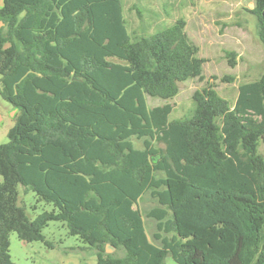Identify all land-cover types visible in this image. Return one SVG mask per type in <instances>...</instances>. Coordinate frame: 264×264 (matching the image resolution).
I'll return each instance as SVG.
<instances>
[{
	"label": "trees",
	"instance_id": "1",
	"mask_svg": "<svg viewBox=\"0 0 264 264\" xmlns=\"http://www.w3.org/2000/svg\"><path fill=\"white\" fill-rule=\"evenodd\" d=\"M251 12L264 46V0ZM0 20V96L18 109L0 143V264H15L11 232L50 245L49 221L96 264H264V71L233 104L208 84L169 119L146 95L173 97L204 62L182 18L137 33L122 0H3ZM19 184L52 208L30 215ZM147 192L159 243L138 207Z\"/></svg>",
	"mask_w": 264,
	"mask_h": 264
},
{
	"label": "rangeland",
	"instance_id": "2",
	"mask_svg": "<svg viewBox=\"0 0 264 264\" xmlns=\"http://www.w3.org/2000/svg\"><path fill=\"white\" fill-rule=\"evenodd\" d=\"M124 16L129 29L137 33L152 32L158 27L168 26L177 19L185 22V32L198 47V55L204 59L202 76L179 82L176 95L163 99L146 95L147 104L154 106L170 103L169 119L181 118L192 113L195 90L210 84L220 96L234 103L241 83L260 77L264 71V46L257 34L256 16L251 12L254 0H122ZM229 52H233L230 54ZM112 60H116L112 58ZM233 61V64L230 63ZM18 110L0 96V143L8 140L6 129L9 117ZM136 147H142V139L133 137ZM162 147V143H155ZM258 152L264 158V140L258 144ZM19 200L30 215L52 205L38 201L31 189L18 185ZM158 205L149 194L139 198L144 225L150 240L159 243L152 236L156 230L155 219L146 216L148 210ZM43 234L53 247L41 241L24 243L16 232L10 233V255L15 264H95L94 249L78 237L68 234L61 221H50L43 228ZM107 253L119 256L122 248L110 247ZM164 264H175L167 255Z\"/></svg>",
	"mask_w": 264,
	"mask_h": 264
},
{
	"label": "crops",
	"instance_id": "3",
	"mask_svg": "<svg viewBox=\"0 0 264 264\" xmlns=\"http://www.w3.org/2000/svg\"><path fill=\"white\" fill-rule=\"evenodd\" d=\"M3 0H0V3L2 2ZM2 26H3V23H2V21L0 20V29L2 28ZM17 112H18V110H16V111H13V113L11 114V116L9 117V127H11L12 125H13V123H14V120H15V117H16V115H17ZM9 127H8V129H9ZM8 129H6V132H7V130ZM50 222V221H49ZM48 222V223H49ZM62 222V221H61ZM48 223H47V225H48ZM64 225H65V223L64 222H62ZM46 225V226H47ZM66 226V225H65ZM45 227V226H44ZM43 227V228H44ZM66 229H67V227H66ZM67 232H68V229H67ZM42 233H43V229H42ZM68 234H69V232H68ZM44 235V234H43ZM74 236V235H73ZM44 237H45V235H44ZM77 237V236H76ZM45 239L50 243V245H46L44 242V244L46 245V246H48V247H50V248H52L53 247V244L51 243V241L49 240V239H47L46 237H45ZM82 241V240H81ZM42 242V241H41ZM83 242V241H82ZM86 244V243H85ZM89 246V245H88ZM90 247V246H89ZM94 255H95V258H96V254H95V251H94ZM96 264V263H95Z\"/></svg>",
	"mask_w": 264,
	"mask_h": 264
},
{
	"label": "water",
	"instance_id": "4",
	"mask_svg": "<svg viewBox=\"0 0 264 264\" xmlns=\"http://www.w3.org/2000/svg\"><path fill=\"white\" fill-rule=\"evenodd\" d=\"M110 247H112V248H113L114 246H113V245H111V244H109V243H108V244H106L105 251H106V252H108V249H109Z\"/></svg>",
	"mask_w": 264,
	"mask_h": 264
}]
</instances>
